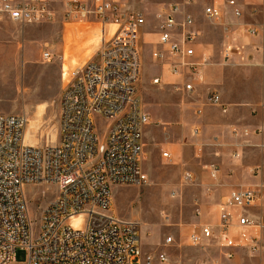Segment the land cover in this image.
Wrapping results in <instances>:
<instances>
[{"label":"built area","instance_id":"built-area-1","mask_svg":"<svg viewBox=\"0 0 264 264\" xmlns=\"http://www.w3.org/2000/svg\"><path fill=\"white\" fill-rule=\"evenodd\" d=\"M131 1L0 0V20L19 25L88 22L98 24L100 34L92 58L72 70L62 89L57 143L29 144L25 140L27 116L0 112V264L141 262L139 222L120 217L111 208L113 185L143 186L148 182L140 162L142 129L149 116L141 110L137 88L140 32L146 17L143 11L131 8ZM226 3L236 4L235 0ZM204 14L218 18L221 11L210 4L204 7ZM235 14L240 12L235 10ZM158 17L159 47L152 56L167 63L172 74L182 73L181 67H188L194 74L196 64L187 60L194 54L192 43L198 35L193 17L182 14L177 3L165 5ZM257 32L254 26L245 28L247 34ZM52 56L50 48L41 52L42 62ZM153 82H159V78ZM183 89L192 90V83H184ZM205 101L221 104L217 92L209 93ZM96 116L105 120L101 137ZM192 181V174L185 171L183 182ZM38 185L53 186L54 196L42 208L35 227L28 213L25 188ZM257 199L252 188L232 189L219 209L218 222L200 224L199 231L190 233V243L215 240L227 259L234 257L236 247L252 252L264 248L260 234L249 230L264 226L263 221L258 224L246 212ZM173 242L172 235H167L163 244ZM17 248L27 250L26 261L15 259ZM144 261L181 264L164 251L147 254Z\"/></svg>","mask_w":264,"mask_h":264},{"label":"crops","instance_id":"crops-1","mask_svg":"<svg viewBox=\"0 0 264 264\" xmlns=\"http://www.w3.org/2000/svg\"><path fill=\"white\" fill-rule=\"evenodd\" d=\"M235 2L230 6L226 0L131 1V8L143 11L145 17L155 11L157 20L163 6L177 3L182 14L193 17L198 32L192 43L194 54L187 59L196 64L194 74L188 67H181L180 74L170 73L167 63L152 56L159 47L158 31L142 28L140 32L137 88L141 110L149 116L142 129L140 165L148 182L139 187L113 185L111 190L120 194V202L135 201L136 205L134 211L120 212L115 207L112 211L128 215L123 217L127 219L137 217L139 229L149 217H170L173 222L167 235H172L174 242L164 245L165 236L154 234L156 230L152 235L145 233L144 240L139 237L142 255L138 264H147L145 255L162 251L185 264H264V248L252 252L236 247L234 257L227 259L215 240L204 239L201 244L189 241L190 233L199 231L200 224L218 222L220 207L237 187L257 192L258 199L246 212L264 224V0ZM210 4L220 9L218 18L204 14V7ZM248 26L258 32L245 33ZM31 34L30 26L0 20V81L15 73L17 59L29 58L25 41ZM143 64L150 68L145 78ZM24 70L31 71L32 66L25 62ZM154 78L159 82H153ZM186 82L192 83V90L183 89ZM211 92L220 95V105L206 103ZM185 171L192 174V182H183ZM130 187L138 190L133 192ZM249 230L264 241V226ZM172 247L177 249L175 256L170 255Z\"/></svg>","mask_w":264,"mask_h":264},{"label":"rangeland","instance_id":"rangeland-1","mask_svg":"<svg viewBox=\"0 0 264 264\" xmlns=\"http://www.w3.org/2000/svg\"><path fill=\"white\" fill-rule=\"evenodd\" d=\"M155 13L152 11L146 14V23L141 29L144 28L148 32L158 31L160 18L158 17L157 20ZM24 25L30 26L32 31L25 41V47L30 49V56L27 60L17 59L15 73L10 72L11 75L6 81H0V112L25 114L28 119L25 133L32 122L34 129H31V133H33L35 145L54 144L59 140V98L62 89L69 82L72 70L91 59L98 48L99 25L88 22L69 23L64 26L59 23H26ZM140 44L141 41H139ZM45 48H50L53 56L49 61L42 62L41 52ZM62 55H64L63 58ZM25 62L32 66L31 71L24 70ZM2 70L1 65L0 72ZM149 72L150 68L143 64L142 77H147ZM95 124L98 135L101 137L106 130L105 120L96 116ZM53 190V186H26L25 196L33 226H37L42 208L53 198ZM129 190L136 192L138 189L130 187ZM136 195L141 196L139 192ZM111 197V208H118L120 212H126L128 209L134 211L135 201L120 202V194L112 190ZM117 215L128 216L120 213ZM172 222L170 217L165 220L160 214L155 215V218L149 217L145 220V226H140V240H144L145 233L147 236L152 235L154 230H156L154 234L161 233L163 237L166 236L169 234ZM143 227L146 228V232ZM177 254V249L172 247L170 255ZM27 255V250L24 248L15 250V259L18 262L26 261ZM180 263L185 264L182 260ZM132 264H138V262L133 261Z\"/></svg>","mask_w":264,"mask_h":264},{"label":"bare ground","instance_id":"bare-ground-1","mask_svg":"<svg viewBox=\"0 0 264 264\" xmlns=\"http://www.w3.org/2000/svg\"><path fill=\"white\" fill-rule=\"evenodd\" d=\"M33 127V124L32 122L28 125V129H26V133H25V139L26 141L31 144V145H35V139L33 138V133H31V129H34L32 128ZM73 223H76V219L73 220Z\"/></svg>","mask_w":264,"mask_h":264}]
</instances>
